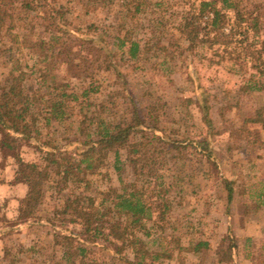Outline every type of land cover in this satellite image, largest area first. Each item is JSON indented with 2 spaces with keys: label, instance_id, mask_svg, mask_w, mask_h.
<instances>
[{
  "label": "rangeland",
  "instance_id": "1",
  "mask_svg": "<svg viewBox=\"0 0 264 264\" xmlns=\"http://www.w3.org/2000/svg\"><path fill=\"white\" fill-rule=\"evenodd\" d=\"M199 1L57 0L69 29L102 38L105 45H110L112 57L104 61L111 68H93L100 90L76 105L77 114L73 112L75 115L66 121L53 118L49 125L39 116V134L34 131L32 135L36 132L54 141L56 159L61 157L60 152L75 159L74 139H84L88 133L95 135L102 120L126 124L137 115V120L154 128L142 129L133 139L156 135L150 145L157 151L152 170L156 174L158 168L163 175L173 203L161 228L151 237L142 236L152 251H161L162 245L174 250L155 264H261L264 128L252 120L264 107V86L243 91L241 85L244 80H259L264 85V63L251 61L240 71L231 67L232 61L219 63L204 49L198 50L200 56L193 57V63H185L181 51L188 41L180 33L179 24L182 15ZM140 2V11L136 12ZM20 5L17 2L16 7ZM241 5L258 8L264 39V0H243ZM15 14L13 32H3L0 37V96L16 60L26 71H37L27 85L31 91L38 88L35 81L41 67L34 68L35 58L23 47L24 41L48 39L55 32L44 20L50 14L47 8L20 14L16 9ZM120 38L126 39L125 45L118 44ZM136 41L140 50L133 56L131 42ZM189 65L191 72L199 68L201 82L211 93V131L197 106L196 85L187 77ZM66 71V67L58 69V80L62 81ZM72 82L78 84L75 79ZM42 93L46 99L55 95L46 86ZM205 139L210 144L208 149L199 145ZM43 151L34 140L13 134L0 123V264H127L99 246L106 243L104 235L94 242L68 205L88 207L99 191L120 188V177L134 181L140 165L135 171L127 162V151L122 149L120 172L115 169V153L111 152L100 173L88 174L86 181L74 183L56 172L57 164L46 159ZM20 160L36 163L48 172L42 196L32 210L22 202L28 185L17 180L21 177L17 174ZM148 172L150 169L139 173L141 185L151 179L145 174ZM100 197L97 195L96 204ZM75 200L79 202L72 203ZM200 241L208 245L193 252L191 243ZM233 243L237 244V252L230 258L227 255ZM178 244L182 249L177 248ZM80 248L85 252L80 254ZM127 253L133 261L132 252Z\"/></svg>",
  "mask_w": 264,
  "mask_h": 264
},
{
  "label": "trees",
  "instance_id": "2",
  "mask_svg": "<svg viewBox=\"0 0 264 264\" xmlns=\"http://www.w3.org/2000/svg\"><path fill=\"white\" fill-rule=\"evenodd\" d=\"M242 1L200 0L198 4H193L190 11L182 15L179 30L188 41L185 50L181 51L185 63H193V57L200 56V52L198 53L200 49L210 53L219 63L232 61L231 67L240 71L251 61L264 63V39L261 37L258 8L242 7ZM17 2L21 4L20 7H16ZM56 2L57 0H0V37L3 36V32H13L16 9H19V14L40 11L42 8L49 9L50 14L44 20L55 31L48 39L24 41L23 47L29 50L32 58H35L34 68L41 67L35 81L38 88L31 91L32 87L27 85V81L37 71L31 69L28 72L20 61H14L11 75L0 96V123L13 134L34 140L38 148L44 150L45 158L57 164L56 172L65 175L74 183L86 181L88 174L100 173L101 166L111 152L115 153V169L120 172L123 164L120 150H126L129 165L135 171L140 165V170L137 171L138 178L136 179V173L134 181L120 177V188L110 187L107 191L97 193L98 198L102 196L98 204L96 195L95 201L90 200L88 207H72L69 204L68 209L71 208L75 212L77 220H81L80 223L91 234V239L96 240L94 242L97 243L100 235L105 236L106 243L98 244L109 251L114 259L117 258L127 264H155L162 258L170 256L174 250L162 245L161 251H152L142 236L151 237L161 228L160 224L172 209L173 203L168 197L169 188L163 181V175L158 173V168L156 174L152 170L156 165L154 158L157 151L152 150L150 145L156 139V135L147 134L142 140L133 139L134 134L142 129L153 130L154 126H147L145 121L137 120V115H134L133 121L126 124L102 120L96 127L95 135L88 133L84 139L77 137L72 141L77 147L75 159L67 153L65 156L63 152L59 154L61 159H56L57 146L54 141L35 135L36 132L32 135L34 131L39 134L36 128L39 116H43L47 125L53 118L66 121L75 113L78 103L83 104L92 93L100 90V85L96 84L97 74L93 71L95 66L106 70L111 68L110 63L106 66L104 61L112 57L110 45H105L102 38L87 37L80 30L69 29L64 12L58 9ZM218 2L221 5H218ZM141 3L136 5V12L140 11ZM159 5L161 6V3ZM12 34L19 37L17 33ZM118 44L125 45L126 39L120 38ZM130 50L133 56H137L140 50L139 43L131 42ZM63 67H66L67 71L60 81L57 71ZM198 69L196 66V72H191L189 65L187 77L196 85L197 106L211 131L214 127L209 104L211 93L202 84L203 78ZM74 79L77 80V85L72 82ZM43 86L54 90L53 98L46 99V95L42 93ZM263 86L259 80H244L241 89L261 90ZM252 121L264 128V107L257 111ZM206 140L199 142V145L209 147L210 144ZM67 146H70V143H67ZM19 166L17 174L21 177H17V180L28 185V193L22 202L31 209L38 204L42 196L44 178L48 176V172L47 169L45 171V167L40 169L38 164L23 160H20ZM147 169H150V172L145 174L151 179L141 185L138 181L139 173ZM74 202L79 200L72 203ZM73 236L81 239L79 234ZM207 245L206 242H195L191 243L190 249L199 252ZM177 248L182 249V246L178 244ZM236 248L237 244L234 243L229 246L227 256L234 258ZM79 251L82 254L85 248H80ZM127 251L132 252L133 261Z\"/></svg>",
  "mask_w": 264,
  "mask_h": 264
},
{
  "label": "crops",
  "instance_id": "3",
  "mask_svg": "<svg viewBox=\"0 0 264 264\" xmlns=\"http://www.w3.org/2000/svg\"><path fill=\"white\" fill-rule=\"evenodd\" d=\"M261 264H264V261Z\"/></svg>",
  "mask_w": 264,
  "mask_h": 264
}]
</instances>
